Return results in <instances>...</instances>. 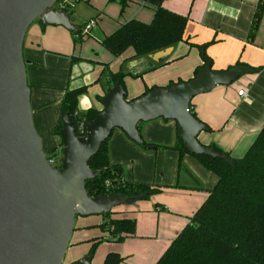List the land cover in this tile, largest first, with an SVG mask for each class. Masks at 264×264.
<instances>
[{"label":"crops","instance_id":"0c3cea01","mask_svg":"<svg viewBox=\"0 0 264 264\" xmlns=\"http://www.w3.org/2000/svg\"><path fill=\"white\" fill-rule=\"evenodd\" d=\"M141 1H128L121 12L118 1L59 0V3H66L65 11L74 30L55 25L41 27L37 21L27 30L23 57L30 63L26 74L31 89L33 125L43 152L53 148L50 153H55L59 148L58 141L52 143L50 130L60 119V105L66 91L87 88L78 98V112L84 114L89 109L102 110L100 100L113 86L108 81L109 74H125L123 85L127 101L152 88L189 82L194 71L203 65V55L190 45L214 41L205 50L211 70L226 71L236 62L259 70L237 76L232 84L217 86L192 99L195 117L208 128L199 133L197 140L204 146L219 147L233 158L243 157L264 126V11L254 38L248 39L259 0H165L162 5L165 9L188 19L185 41L159 55L134 58L129 49L119 57L112 56L101 46L105 36L130 20L151 22L154 10ZM93 20L95 26L76 44L73 31H81ZM75 59L78 61L73 62ZM240 90L245 95L238 96ZM137 129L147 143L172 146L177 139L174 121L157 119L139 123ZM138 146L118 129L112 132L107 143L110 164L132 163L129 178L123 174V180L145 182L159 188V194L149 201L130 200L111 210V219L135 221L134 235L125 236L118 243L100 228L105 221L103 216L91 223L78 221L77 217L63 264H72L85 257L90 264H103L108 253L119 254L123 258L120 264H156L207 197L196 178L206 190L217 182L215 176L205 172L189 155L181 160L196 178L184 170L173 182L176 167L178 172L181 166H178V154L171 150L149 149L156 154L154 172L150 178V160L144 165L148 173L142 178ZM164 173L168 175L167 182L163 181ZM96 242L99 243L89 256Z\"/></svg>","mask_w":264,"mask_h":264},{"label":"water","instance_id":"95a60500","mask_svg":"<svg viewBox=\"0 0 264 264\" xmlns=\"http://www.w3.org/2000/svg\"><path fill=\"white\" fill-rule=\"evenodd\" d=\"M56 1L0 0V264H63L78 216L107 214L130 202L116 193L89 197L85 190V182L98 174L88 162L115 129L141 145L139 123L174 121L188 154L224 158L198 142L205 125L191 114L190 105L194 97L232 84L237 73L213 71L206 62L189 82L154 88L130 101L120 84L113 85L82 137L64 115L59 132L62 162L60 168L50 167L33 125L26 74L30 63L23 57V45L36 21L41 27L74 30L69 16L54 8Z\"/></svg>","mask_w":264,"mask_h":264},{"label":"trees","instance_id":"16d2710c","mask_svg":"<svg viewBox=\"0 0 264 264\" xmlns=\"http://www.w3.org/2000/svg\"><path fill=\"white\" fill-rule=\"evenodd\" d=\"M111 1H118L121 12H123L127 2L131 0ZM142 1L144 5H148L154 10L151 22L146 24L130 20L122 24L112 34L105 36L101 41V46L112 56L119 57L131 49L134 58L147 57L185 41L184 32L188 21L187 17L165 9L162 6L165 0ZM58 2L59 0L55 5ZM263 11L264 0H259L251 22L249 40L255 36ZM63 12L67 13L65 10ZM73 34L76 44L83 40L79 29L73 31ZM213 42L204 45H190L196 47L203 55V65L194 71V77L206 62H211L205 55V50ZM77 61L73 60V62ZM258 70V68L236 62L226 71L235 72L240 77L258 72ZM124 76L125 74L121 72L109 74L108 81L112 85L120 84L125 90ZM150 90H146V92ZM86 92V87L66 91L61 102L60 119L53 130L56 137L59 138V132L62 129L61 120L64 115L68 114L74 127L77 128L78 122L82 118L90 123L99 113L95 109H89L86 113L79 114L78 98ZM190 112L195 117L191 105ZM205 130L208 131L206 126ZM108 139L101 144L99 151L88 162L89 168L98 174L94 179L85 182L87 195L94 197L116 193L137 201L158 194V187L123 180L122 167L109 163ZM58 145L61 147L60 139ZM139 146L154 151H175L178 154L179 167L181 158L184 155H189L217 179L216 184L207 190V197L203 204L189 218L187 225L171 242L156 264H264V126L241 158H233L229 153L216 146L207 147H212L221 153L224 156L223 159L191 155L186 152L183 143L178 138L172 146L147 143L144 140ZM119 180L124 181V184L119 188H105L106 182L113 183ZM110 215L111 212L101 215L105 221L100 225V228L106 230L115 242H122L125 236L134 235V220L129 218L111 219ZM98 243L96 242L91 247L89 256L94 252ZM122 261L123 258L119 254L108 253L103 264H120Z\"/></svg>","mask_w":264,"mask_h":264},{"label":"rangeland","instance_id":"374dc122","mask_svg":"<svg viewBox=\"0 0 264 264\" xmlns=\"http://www.w3.org/2000/svg\"><path fill=\"white\" fill-rule=\"evenodd\" d=\"M55 8H57V5H55ZM74 8V7H73ZM75 25L77 24V23H74ZM106 80V79H105ZM104 80V81H105ZM107 81V80H106ZM101 82V80L100 81H98V83H100ZM101 85H103V84H101ZM103 88L105 89V86H103ZM60 107H61V105H60ZM61 109V108H60ZM32 110V109H31ZM57 123H58V121H57ZM57 123H56V125H57ZM56 125L53 127V128H51V130H50V134H51V140H52V143H54L55 141H58L59 140V138L58 137H56L54 134H53V130H54V128L56 127ZM116 130V129H115ZM110 139V138H109ZM109 139H108V141H109ZM108 141H107V143H108ZM139 147V146H138ZM53 149V148H52ZM52 149H50V150H48V151H44V153H45V155H46V157H50L51 156V154L52 153H50L51 152V150ZM139 158H141V160L138 162L140 165H141V168H140V176L143 178V177H146V175H147V171H146V167L144 166V165H146L147 163H148V161H150V160H152V162H151V171H150V178H152V173L154 172V163H155V160L153 159L155 156H156V154L154 153V152H152V151H149V149H144V148H142V147H139ZM145 155V156H144ZM180 165H181V167H180V169L178 170V172H177V167H176V172H177V174H176V172H175V178H174V180H173V182H176V180H178V179H176V176H178V174H184V170H187L188 172H189V174H191V175H193V177L195 176L191 171H190V168L189 167H187V165L181 160V163H180ZM121 167H122V170H123V174H124V176H126V178L128 177L129 178V174H130V167H132V163L131 162H128V163H124V164H122L121 165ZM156 172L158 173L159 172V170L156 168ZM205 172H206V170H204ZM208 173V172H207ZM167 174L166 173H164V176H163V181L164 182H167L168 181V178H167ZM194 178H196V177H194ZM180 179H182L181 177H180ZM162 180V179H161ZM196 180H197V182H198V184L200 185V188H202L203 190H202V192H206L207 193V190H206V187L204 186V184L199 180V179H197L196 178ZM144 184H146L145 182H143ZM215 184H213L212 185V187L214 186ZM155 187H157L156 185H154ZM211 187V188H212ZM159 194V193H158ZM158 194H155V195H153V196H151L150 198H148V199H144V200H138V201H149L150 199H152V198H154L155 196H157ZM205 201V200H204ZM126 205V204H125ZM114 210L115 209H117L116 207L115 208H113ZM111 216V215H110ZM100 217H102L101 215H92V216H87V217H79L78 216V221H84V222H90L91 223V221L93 220V219H97V218H100ZM104 218V217H103ZM105 219V218H104ZM97 226V225H96ZM99 226V225H98ZM97 226V227H98Z\"/></svg>","mask_w":264,"mask_h":264},{"label":"built area","instance_id":"2783aa9c","mask_svg":"<svg viewBox=\"0 0 264 264\" xmlns=\"http://www.w3.org/2000/svg\"><path fill=\"white\" fill-rule=\"evenodd\" d=\"M133 2H139L140 0H131ZM141 4H143V1H141ZM67 5L66 3H57V8L56 10L59 11H64L66 9ZM55 8V6H54ZM96 22L93 21H89L87 22L84 27L81 29L80 31V35L82 39H85L87 37V35L89 34V31L95 26ZM238 96H243L244 91L240 90L238 91ZM89 123H87L85 118H82L77 125V128H75V134L79 137H82L85 135L86 132V126ZM47 163L50 165V167H54V168H60L61 162H62V149L61 147H59L57 149V151L54 154H51L50 157H46ZM122 184H124L123 180H119L117 182H106L105 183V188L106 189H117L119 188V186H121Z\"/></svg>","mask_w":264,"mask_h":264}]
</instances>
